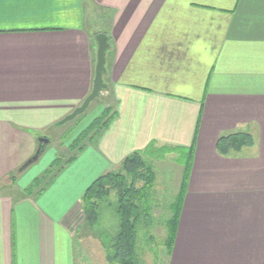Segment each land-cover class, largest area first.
<instances>
[{"label": "crops", "instance_id": "crops-1", "mask_svg": "<svg viewBox=\"0 0 264 264\" xmlns=\"http://www.w3.org/2000/svg\"><path fill=\"white\" fill-rule=\"evenodd\" d=\"M99 32L110 100L91 101L85 112L99 111L66 143ZM240 131L253 145L219 154L217 139ZM52 143L63 151L46 160ZM190 147L165 264H264V0H0V264L94 262L74 243L85 190L135 151Z\"/></svg>", "mask_w": 264, "mask_h": 264}, {"label": "trees", "instance_id": "trees-1", "mask_svg": "<svg viewBox=\"0 0 264 264\" xmlns=\"http://www.w3.org/2000/svg\"><path fill=\"white\" fill-rule=\"evenodd\" d=\"M104 74L103 79H105ZM106 88L107 85L102 91ZM112 115L111 108L105 107L102 114L92 122L87 131L80 137L78 144L86 140L90 134L91 136L99 134ZM251 145H253L252 136L247 132L240 131L221 135L217 139L216 149L219 154L229 156L238 154L244 147ZM190 148L188 150L190 154L187 152L191 160L193 147ZM146 151H135L128 155L122 161L119 171H110L98 176L81 197L85 221L90 227H95L100 217V202L108 198L112 191L115 192L114 210L117 216V228L107 241L103 242L105 260L109 264H142L137 249V237L140 228L149 230L152 225L153 204L150 202V197L156 179L153 166L146 163L143 158ZM190 160L184 162L178 193L168 208L170 216L166 219L164 239L167 255L173 245L182 197L189 178Z\"/></svg>", "mask_w": 264, "mask_h": 264}, {"label": "rangeland", "instance_id": "rangeland-1", "mask_svg": "<svg viewBox=\"0 0 264 264\" xmlns=\"http://www.w3.org/2000/svg\"><path fill=\"white\" fill-rule=\"evenodd\" d=\"M105 92L106 93L102 95L100 94L95 99L96 101L92 104V106L98 105V107H101L102 104H106L107 102L109 103V92ZM96 109L97 110L94 112H90L88 114L85 110V113L83 112L84 114H80L76 120H73L74 122L72 121L74 128L71 129V133L69 132L67 136L64 137L66 143H69L76 136V134L80 133L85 125L88 124L91 118L94 117V113L99 111V108ZM78 119L80 120L75 124ZM66 143H64V146H66ZM51 145L47 148L48 154L45 156L46 160H50V155H52V153L54 157H57V154H55V152H51L50 149L51 147L54 149L57 147L54 143ZM58 149L63 151L62 148H57V151H59ZM189 149L191 148L180 150V152L176 153H167L165 149H148L143 154V158L146 163L151 164L154 168L156 173V186H154L150 197V202L153 204V219L151 228L149 230L140 228L137 237V249L142 259V261L140 259L142 264H165L167 259L164 245L166 235V219L170 216L168 208L170 203L173 202L175 194L178 190L181 176L183 174L182 170L185 165L184 162L190 160L188 157V152L190 154V151H188ZM192 149L194 150V148ZM52 157L53 156H51V158ZM192 159L193 157L190 161H192ZM50 168L54 169L55 167L51 166ZM115 199V192L112 191L108 198L100 202L99 210L101 211V217L95 227H90L82 221L78 238H75L74 243L76 247H84L83 250L88 249V252H79V260L84 257L88 263L93 259V264H109L105 260V248L103 242L107 241V239L115 232L117 227L116 220H112V217L108 214L112 207L115 206Z\"/></svg>", "mask_w": 264, "mask_h": 264}, {"label": "water", "instance_id": "water-1", "mask_svg": "<svg viewBox=\"0 0 264 264\" xmlns=\"http://www.w3.org/2000/svg\"><path fill=\"white\" fill-rule=\"evenodd\" d=\"M96 40V63L95 72L91 92L86 96L81 105L75 108L70 114L64 117L62 122L69 121L75 118L77 115L83 113L91 101L96 99L101 91L105 88L106 84L103 79V74L105 72V52L108 49V37L105 33L99 32L95 35ZM48 142L47 138H40L38 140V147L33 155V157L28 161V163L36 160L44 151L45 146Z\"/></svg>", "mask_w": 264, "mask_h": 264}]
</instances>
